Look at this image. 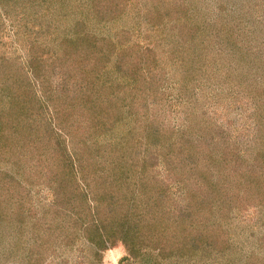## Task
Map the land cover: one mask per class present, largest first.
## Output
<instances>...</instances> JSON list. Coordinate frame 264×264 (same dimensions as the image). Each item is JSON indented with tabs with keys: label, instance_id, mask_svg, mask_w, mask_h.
<instances>
[{
	"label": "rangeland",
	"instance_id": "1",
	"mask_svg": "<svg viewBox=\"0 0 264 264\" xmlns=\"http://www.w3.org/2000/svg\"><path fill=\"white\" fill-rule=\"evenodd\" d=\"M76 36L100 60L77 56ZM0 96V264L164 262L165 252L135 258L119 240L100 251L77 234L61 240L75 214L46 183L55 172L47 159H61L57 140L81 162V178L106 175L115 197L126 188L112 180L134 179L144 156L140 179L167 184L164 204L189 202L226 241L219 263L264 261V172L254 197L239 200L224 169L264 158V0H0ZM169 147L175 169L203 173L199 184L172 180ZM128 157L137 169L126 171Z\"/></svg>",
	"mask_w": 264,
	"mask_h": 264
},
{
	"label": "trees",
	"instance_id": "2",
	"mask_svg": "<svg viewBox=\"0 0 264 264\" xmlns=\"http://www.w3.org/2000/svg\"><path fill=\"white\" fill-rule=\"evenodd\" d=\"M75 41L77 43L76 47L82 52L80 55L76 54L77 56H80L82 59L100 60V57L94 56L96 49H84L83 45L79 43L77 36ZM93 48L96 47L93 46ZM89 63H91L90 60ZM69 73H71V69ZM6 83V81L3 82L4 88L2 90L8 89L5 87ZM8 87H10V84H8ZM95 96L97 95L95 94ZM0 110L1 115L4 117L5 110L2 107L1 101ZM8 113L9 111L5 112V114ZM1 115L0 120L3 121ZM143 126L144 129L148 128V125ZM156 131L158 137L159 129L156 128ZM55 144L57 145L55 148L59 149L60 153H62L61 159L57 160V162L49 158L47 159L48 166H52L55 172L53 175L48 174L46 183L54 193L55 204H62L65 206L64 209L71 207L72 216L75 214L71 222H63L61 224L63 232H67L62 235L61 240L66 239L68 243H71V241L75 240L77 234L78 236H83V239L90 245L95 246V251L103 250L119 240L128 245L130 252L135 258L138 257L135 252L138 250H157L158 254L165 252L163 254L164 262L160 261L161 264H166V260H170L173 264H188L191 261V264H232L229 260H226L225 263H219L226 256V241L224 242L219 232L212 231V228L205 231L204 227H201L204 225L203 220H206L202 210L191 212L189 210V205H191L189 202L188 204H183V208L180 207L178 209L176 207L178 210L170 205L164 204L169 194L167 184L165 182L161 184L162 179L158 181V178H150L151 182L147 178L140 179L148 162L144 156L140 172L135 173L134 179L129 177L128 180L122 182L121 179L126 177H115L112 180L115 182V185L121 186L123 183L122 186L126 188L125 192H123L121 187L120 191L116 190L117 197H115V195L109 193L110 188L106 175L105 177L103 176V181H93V178L89 179L91 177H88V174H85L81 178L80 174H83L79 166L81 162L77 160L78 163L76 162L77 164L74 166L75 161L72 159L67 147L60 140H57ZM185 145H187V142H185ZM174 148L175 146L172 150ZM172 150L169 147L162 156L163 164L167 163V171L170 170L169 173H173L172 180L178 183V185L184 186V188L187 187L185 185L187 179H192V183L199 184L200 179L204 177L203 173H195L194 176L193 173H186L175 169L178 165L172 161L170 155ZM176 151L179 154V152H182V147H177ZM173 157H176V155ZM176 161L181 164V160ZM205 161L208 164V162L215 160L206 159ZM216 161L218 162V160ZM229 161L230 164L226 165L224 169L232 171L231 173L225 172L227 176L233 178L234 173L235 178H237L232 186L230 185L232 180L229 181L230 189L235 191V186H237L235 199L253 198L254 192L252 185L254 187L258 184L255 173L264 172V158H254L251 162L241 160L237 163V158L229 159ZM122 162H124V165L126 164V171L134 168L137 169V162L130 157L124 159ZM116 164L118 168L122 167L121 164ZM149 176L151 177L152 175L150 174ZM17 186H20L19 181L15 183V187ZM260 192L261 189L258 193ZM7 195L6 202L16 196L15 192L8 193ZM221 196H216L217 200L214 201L218 202ZM69 200L70 204L68 207L66 205L69 203ZM75 208L78 209L75 210ZM216 208L217 204L214 205L211 201L208 206V217L210 216V212H216ZM2 214L0 212V215ZM191 218H195L193 222L195 225L192 223L187 224L186 219L190 221ZM198 223L199 225H196ZM194 226L197 227V230L193 228ZM22 227L20 225L19 228ZM188 227L194 232L189 231ZM22 231L24 232L23 228ZM15 238H19V234ZM12 251H14L13 247ZM98 251L96 252L97 254ZM255 258V260H252L254 261L253 264H258V261L262 259L260 257ZM261 262L264 264V261ZM39 264H43V262L39 261Z\"/></svg>",
	"mask_w": 264,
	"mask_h": 264
}]
</instances>
